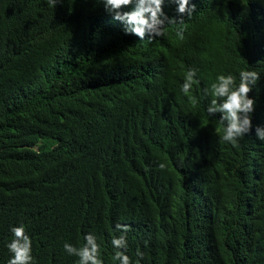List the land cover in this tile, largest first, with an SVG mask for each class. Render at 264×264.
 Listing matches in <instances>:
<instances>
[{
    "label": "trees",
    "instance_id": "obj_1",
    "mask_svg": "<svg viewBox=\"0 0 264 264\" xmlns=\"http://www.w3.org/2000/svg\"><path fill=\"white\" fill-rule=\"evenodd\" d=\"M216 1L190 0L191 17L150 41L126 34L102 0H0V264L21 224L35 264H77L64 244L88 233L104 264H119L117 224L129 228L133 264L138 248L140 264H264V0H252L253 42L233 62L208 51L203 63L191 27L215 20ZM163 10L177 15L170 0ZM188 65L210 85L259 74L252 129L235 146L221 140V114L206 111L211 90L179 101ZM150 104L163 127L133 128Z\"/></svg>",
    "mask_w": 264,
    "mask_h": 264
},
{
    "label": "clouds",
    "instance_id": "obj_2",
    "mask_svg": "<svg viewBox=\"0 0 264 264\" xmlns=\"http://www.w3.org/2000/svg\"><path fill=\"white\" fill-rule=\"evenodd\" d=\"M58 0H48L53 7ZM105 10L112 15L114 20L125 24L126 34H132L143 40L147 37L150 41L156 37L165 35L166 27L172 24H182L185 17H191L196 11V4L190 0H170L176 5L177 15L168 17L164 13L165 0H102ZM218 8L214 12L215 20H209L207 23L200 22L191 27L194 44L201 48L197 49V59L206 63L203 56L204 52L217 60V64H226L233 62L236 57L238 47H244L252 43L257 35V21L255 17L260 10L252 0H221L216 1ZM240 3V5L236 4ZM131 7L130 11H124ZM167 52L172 51L174 47L163 45ZM187 66L180 71L181 79L175 86V93L180 100L193 98L195 90L200 93L208 94L211 90V103L206 111L209 116L220 113V123L225 125L224 133L221 136L223 142L232 143L234 146L238 139L245 134L250 133L252 129V114L255 110V101L250 98L249 93L252 87L260 79L255 71L241 70L239 73V83L236 77L228 74H219L216 81L210 85L205 77V69ZM205 78L207 88L205 92L199 87V79ZM209 85V86H208ZM166 116L155 120V105H148L146 111L136 115L133 119V128L137 125L143 126L148 130L156 127H163ZM256 136L264 141V128L256 127ZM158 167L163 170L166 164L161 162ZM116 231L119 236H114L111 245L115 249L113 259L119 264H133L132 258L126 254L127 233L129 228L117 224ZM12 239L7 244L11 253L8 264H35L32 256V240L27 234L23 224L13 226L10 229ZM84 243L80 247L65 243L64 250L72 256L78 258L77 264H104L100 258V244L93 233L84 236ZM143 252L138 248L136 251L135 264H140L143 259Z\"/></svg>",
    "mask_w": 264,
    "mask_h": 264
}]
</instances>
